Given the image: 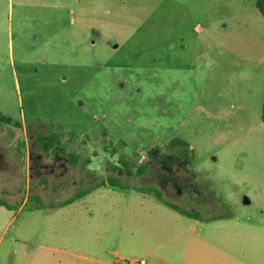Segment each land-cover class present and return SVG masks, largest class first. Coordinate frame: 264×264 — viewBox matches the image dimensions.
<instances>
[{
    "label": "rangeland",
    "instance_id": "374dc122",
    "mask_svg": "<svg viewBox=\"0 0 264 264\" xmlns=\"http://www.w3.org/2000/svg\"><path fill=\"white\" fill-rule=\"evenodd\" d=\"M37 1L0 0V200L14 207H0V236L24 203L0 264H20L11 238L26 241L17 253L57 236L83 253L95 236L113 246L120 221L125 236L139 222L141 238L194 226L188 234L215 247L219 264L225 253L230 264H264V20L254 0H54L48 32ZM39 135L74 160L44 152ZM107 175L128 188L61 205ZM187 177L213 205L187 204L197 202ZM146 186L198 223L174 215L182 225L169 234L170 211L135 190ZM34 197L43 210H31Z\"/></svg>",
    "mask_w": 264,
    "mask_h": 264
},
{
    "label": "crops",
    "instance_id": "0c3cea01",
    "mask_svg": "<svg viewBox=\"0 0 264 264\" xmlns=\"http://www.w3.org/2000/svg\"><path fill=\"white\" fill-rule=\"evenodd\" d=\"M37 2L40 4L39 9L42 11V16H40L41 18L39 17V27L43 32H48L47 25H51L55 20L54 0H38ZM57 8H59V6H57ZM56 17L58 19V14ZM187 179L188 187L193 190L191 192L189 190L186 191V195L192 196L195 194L197 198L196 203L186 201L187 204L202 205L203 207H205V205L214 204L207 198L203 189L194 187V185H191L192 188L190 186L191 183L189 182L190 179L188 177ZM23 206L24 203L8 217L7 224L2 230L0 240L2 239V234L6 230L7 225L15 219L17 212ZM56 208L58 207H55L54 209ZM54 209L44 211L51 212ZM181 209L186 210L184 208ZM168 210L170 211L168 214V220L170 221H168L167 228L170 230L169 234H171L173 233L171 232L173 229L175 231L178 230L179 226L181 227L182 221L178 220V218H174V215H178L177 212L170 209ZM194 219H196L198 223V219ZM119 223L121 225L117 226V238L115 244L113 246L107 245L108 243H106L105 235L95 236L93 238L97 240L94 242V245L92 246L93 251L91 252L83 253L76 250L74 246L71 245V241L74 240V237L71 236H57L53 240V243H50L49 238H47V242L36 246L37 251H20L19 253L15 251L13 247L14 244H24L26 241L11 238L10 242L12 247H10L8 252L9 254L17 255L16 258L20 261V264H219L220 253L215 247L211 245L206 246L200 240L201 235L199 232L194 236L188 234L189 231H194V226L190 228L188 227L181 232H175L168 238L165 235L167 233L165 230L160 231V233L156 232L154 237L148 234L147 237L141 238L139 234V222H133L132 226H127V236H125V222L120 221ZM135 223H137V225ZM157 238L161 240L157 241ZM141 250H143V255H139V257L138 255H135V251L137 252ZM229 255L230 254L228 253L224 254L228 260L227 264H230ZM141 256H145L147 260L142 259ZM204 259H206V261H204Z\"/></svg>",
    "mask_w": 264,
    "mask_h": 264
},
{
    "label": "trees",
    "instance_id": "16d2710c",
    "mask_svg": "<svg viewBox=\"0 0 264 264\" xmlns=\"http://www.w3.org/2000/svg\"><path fill=\"white\" fill-rule=\"evenodd\" d=\"M254 5H255V9L258 11V13L261 15V17L264 20V0H254ZM262 118H264V105H263ZM7 122H9V118L0 114V123H7ZM37 141L42 146V149L44 152L48 153V152L54 150V151H57L61 155H66V157L70 160V162L74 160L73 154L66 153L62 148H59L57 146L58 139L55 136H53V135H51V136L39 135V136H37ZM176 143L181 144L182 146L188 147V144L184 141L179 140ZM105 185H107L109 187H113V188H118V189L128 188V187L122 185L115 176L107 175L104 182H101L99 185L92 186L91 188H89L87 190L78 191L72 198H70L66 202L62 203L61 205L70 203V202L74 201L75 199L82 197L83 195L88 193L90 190L97 188V187H100V186H105ZM135 190L142 193V194L152 195L155 198V200H157L159 203H161L162 205H164L168 209H170L174 212H177L180 215H183V216L189 217V218H196L197 217L196 214L191 213L187 210H183L178 205L170 203V202L166 201L165 199H163L161 191L158 190L157 188L153 187V186L137 187V188H135ZM34 200L36 201L37 205L35 207H33V209H43L42 202L39 200V198L34 197ZM0 206L4 207L5 209H8V210L13 209L12 205L6 203L3 200H0Z\"/></svg>",
    "mask_w": 264,
    "mask_h": 264
}]
</instances>
